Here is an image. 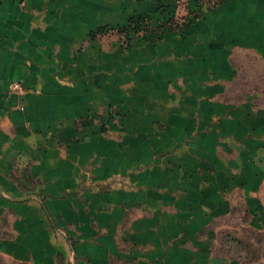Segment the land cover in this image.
<instances>
[{
  "label": "crops",
  "instance_id": "obj_1",
  "mask_svg": "<svg viewBox=\"0 0 264 264\" xmlns=\"http://www.w3.org/2000/svg\"><path fill=\"white\" fill-rule=\"evenodd\" d=\"M250 59L264 0H0V254L248 264L213 242L236 206L264 215V103L228 97Z\"/></svg>",
  "mask_w": 264,
  "mask_h": 264
},
{
  "label": "rangeland",
  "instance_id": "obj_2",
  "mask_svg": "<svg viewBox=\"0 0 264 264\" xmlns=\"http://www.w3.org/2000/svg\"><path fill=\"white\" fill-rule=\"evenodd\" d=\"M175 15L168 19H152L146 26L140 23L139 26L132 25L128 31H120L119 37L127 44L128 35H143L148 30H161V23H165L174 18L175 24L180 25L182 15H176L177 9L173 10ZM181 13V12H179ZM162 31V30H161ZM256 60L250 59L247 68L239 70L238 77L234 84L236 88L242 90L230 92L229 98L244 97L246 95L255 96L257 100L264 103V74ZM264 206V205H263ZM264 213V208L262 209ZM217 237L213 242V250L220 256H225L238 263H264V215L260 220H252L248 212H244L243 205L236 206V211L230 218H221L217 221ZM0 264H30L20 262L5 255L0 254Z\"/></svg>",
  "mask_w": 264,
  "mask_h": 264
},
{
  "label": "trees",
  "instance_id": "obj_3",
  "mask_svg": "<svg viewBox=\"0 0 264 264\" xmlns=\"http://www.w3.org/2000/svg\"><path fill=\"white\" fill-rule=\"evenodd\" d=\"M215 1L219 3V2L222 1V0H215ZM174 15H175V14H174ZM149 18H151V17L141 16V17H138V18H136V19H132L131 22H132V23H135L136 26H139L140 23H145V24H146V22L149 20ZM148 23H149V22H147V24H148ZM147 24H146V26H147ZM148 25H149V24H148ZM130 26H132L131 23H130L128 26H125V27L120 28L119 30H120V31H128L129 28H130ZM179 26H180V25H176V24H175L174 18L168 20V21L165 22V23H161V24H160V27H162V28H161L162 31H165V30H167V29H170V30L178 29ZM148 31H149V30H148ZM248 264H249V263H248ZM250 264H251V263H250Z\"/></svg>",
  "mask_w": 264,
  "mask_h": 264
},
{
  "label": "built area",
  "instance_id": "obj_4",
  "mask_svg": "<svg viewBox=\"0 0 264 264\" xmlns=\"http://www.w3.org/2000/svg\"><path fill=\"white\" fill-rule=\"evenodd\" d=\"M13 88L19 91H24V88L18 83H14Z\"/></svg>",
  "mask_w": 264,
  "mask_h": 264
}]
</instances>
